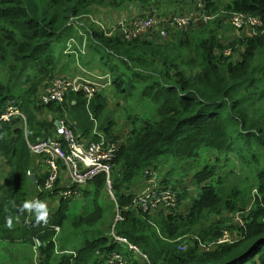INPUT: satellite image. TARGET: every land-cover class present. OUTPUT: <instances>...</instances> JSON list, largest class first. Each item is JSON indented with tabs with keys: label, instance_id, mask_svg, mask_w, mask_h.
<instances>
[{
	"label": "trees",
	"instance_id": "trees-1",
	"mask_svg": "<svg viewBox=\"0 0 264 264\" xmlns=\"http://www.w3.org/2000/svg\"><path fill=\"white\" fill-rule=\"evenodd\" d=\"M202 1L214 18L163 41L156 31L133 40L118 32L108 35L112 25L97 24L96 7L136 4L142 17L161 15L156 11L167 4L185 8L190 2L193 8L197 0H0V114L7 101H13L26 116L25 129L19 118L0 121V241L12 245L26 241L33 246V237H38L41 246L31 264H86L97 251L103 255L120 251L126 264H147L125 246L111 242V221L105 220V210L97 202L106 191L104 174L84 189L85 195L94 194L93 206L81 213L69 214L70 199L48 209L46 223H37L32 216L27 224L28 214L17 211L44 180L32 183L29 177L34 156L25 131L29 140L50 138L58 119L72 122L77 134L86 138L94 128L93 117L97 130L112 141L120 138L106 87L89 101L81 91L70 89L60 103L38 101L40 90L63 76L57 67L59 54L83 58V40L110 75L129 123L110 171L111 190L123 217L115 224L117 233L137 244L150 264H264V0ZM234 13L256 17L261 25L237 30H245V35L230 42L217 27L232 30ZM75 19L82 21V30L67 35ZM70 38H75L73 52L65 53ZM228 49L230 54L225 53ZM258 101H263L260 111L254 108ZM204 152L237 157L255 179L253 202L229 242L212 243L233 225H225L223 213L236 210L240 190L235 185L205 184L215 174L213 167L192 174L191 183L200 190L192 197L186 196L181 180L162 181L175 193V209L142 213L131 205L145 169L158 170L159 161L197 162ZM37 195L39 200L55 197L50 192ZM51 226L70 233L63 236L71 240L75 255L55 254ZM188 233L189 244L179 250L178 238ZM73 235L84 236L78 247L71 244ZM201 242L212 244L204 248ZM94 260L96 264L97 257Z\"/></svg>",
	"mask_w": 264,
	"mask_h": 264
},
{
	"label": "built area",
	"instance_id": "built-area-1",
	"mask_svg": "<svg viewBox=\"0 0 264 264\" xmlns=\"http://www.w3.org/2000/svg\"><path fill=\"white\" fill-rule=\"evenodd\" d=\"M213 18L214 15L212 12L205 9V3L202 0H197L192 10L185 13L171 15L148 14L142 17L118 21L107 29V34L111 35L118 32L124 39L133 40L156 31L159 38H164L170 30L176 32L187 31L195 23L207 22ZM75 21L78 20L75 19L73 25L77 26L74 24ZM231 22L237 30L244 27H257L261 25L258 18L251 16L246 18L244 15L238 13L232 15ZM97 24L102 26L100 22H97ZM79 33L83 35V38L85 37L83 31L80 30ZM74 40L75 38L68 40L67 47L64 51L65 53L73 52L70 47ZM83 42L85 43V40ZM84 43L81 44V52L85 48ZM109 83L110 77L107 73L100 76L97 80L59 76L51 81L45 92L39 97V100L43 104L60 103L63 101L65 93L70 89L73 91H81L85 95L86 100L89 101L93 94ZM12 118H19L20 123L24 125V129L26 128L25 114L13 101H7L4 111L0 114V121H10ZM93 121L94 128L90 136L86 138L80 137L76 132L74 124L66 120H60L61 125L57 127L59 135L56 137L29 140L27 138V132L25 131L29 151L33 156L42 158L47 172L43 183L36 185V194L31 196L30 199H39L38 192H50L54 194L55 201L73 200L80 190H83L86 184L96 176L104 174L106 178V191L111 199L116 202L111 190L110 171L112 169L113 159L120 149L122 141L108 139L106 134L97 130L96 121ZM60 168L63 169L64 176H60ZM30 174L33 173L31 172ZM131 205L138 212L151 213L160 208L167 210L175 209L177 207V200L175 193L168 186L164 185L158 178L155 170L145 169L143 171L142 188L133 194ZM31 219L32 216L27 215L25 222L28 224ZM121 219L123 217L118 210L108 233L111 242L125 246L127 251L136 259L150 264L147 254L137 244L130 242L126 236L118 234L115 230L116 222ZM51 228L55 231V235L52 238L55 243V254L70 253L75 255L74 250L57 249L56 237L60 232V227L51 226ZM229 241H231V238L228 233L224 232L218 240L212 243L218 244ZM32 242L33 251L37 254L38 248L41 246V241L38 237H33ZM212 243L201 242L200 246L207 248V245H211ZM184 247L185 244L181 243L179 250H184ZM95 255L97 257L96 264H126V257L120 251H113L107 255H103L100 251H97Z\"/></svg>",
	"mask_w": 264,
	"mask_h": 264
},
{
	"label": "rangeland",
	"instance_id": "rangeland-1",
	"mask_svg": "<svg viewBox=\"0 0 264 264\" xmlns=\"http://www.w3.org/2000/svg\"><path fill=\"white\" fill-rule=\"evenodd\" d=\"M222 2L228 1V0H220ZM99 8V10H103V9H107V10H112L115 11L117 13V15H120V11L119 9H114L112 8V5H108V6H99L96 7ZM122 9V8H121ZM174 12L171 13H183L184 10H173ZM164 12H159V14H163ZM139 15V14H138ZM136 15V16H138ZM135 16V17H136ZM82 22V21H81ZM200 23V22H199ZM195 23L191 29H189L188 31L190 32L191 30L195 29L196 27ZM104 27V26H103ZM233 29L229 30L230 36H232V39H229V41L231 42L234 39H239L242 38L245 35V30L243 31H237V29L233 26ZM217 30H220L219 32L222 31V33H225V37L229 36L228 31L226 29L217 27ZM173 31H168L167 35L164 38H159L163 41H167L168 39H170L171 36H175L177 35V32H173ZM181 32L179 31V34ZM143 38H145V36H142ZM156 37V36H154ZM153 37V38H154ZM84 52L86 53V51H88L87 48L83 49ZM226 54H230L231 51L228 49L225 51ZM63 55L59 54V60L62 58ZM239 57L236 56L234 58V60H238ZM79 61H83V58H81V55L79 54ZM105 70V69H103ZM106 71V70H105ZM107 73V72H106ZM108 74V73H107ZM109 75V74H108ZM110 77V75H109ZM107 89V93H108V97L110 98V105H109V109H110V113H112L114 120L118 123L116 126V132L119 133L120 131V138L119 140L123 141L126 139L127 136V132L129 130V123H126L127 121L124 118L123 115V111L121 110L123 107L124 102L121 100V98L119 97V95L116 94L115 90L112 87V84H108L105 86ZM46 87H43L40 92H39V96H38V101H39V97L45 92ZM119 101V103L117 105H115V102ZM262 102L263 101H258L257 104L254 106V108L256 110H262ZM47 115V114H46ZM50 116L53 117V114L50 113ZM92 120H95L93 117H91ZM97 122V121H96ZM109 139V138H108ZM158 165V170H155L158 178L163 181L164 179L167 181H174V180H181L182 182H184L185 186L187 187V195L188 197H192L195 195H198V192L200 191L196 185L192 184V174L195 173L197 170H201L202 168H204L205 166H210L214 168V176L212 178H209V180L205 183L207 185H212L215 184L214 186H226L228 188H230L232 185H235L239 188L240 190V194L238 196V198L236 199V205L235 208L236 210L234 211H224V217L226 218L225 221V225H230L233 224L231 226V228L233 229L231 231L230 230H225L223 232L228 233L229 237H231V235L237 233V231H234L235 228H238L239 226H241V224L243 223V214H247V211L249 209V207L251 206L252 202H253V197L255 195V179L253 176V172L251 171V169H249L246 165H243L241 160L238 159L237 157L234 158L232 156H230L229 154H221V153H210V152H204L201 155V158L199 159V161L197 162H189V161H184L181 163H172L169 161H159L157 163ZM47 174V172H46ZM59 174L60 176H64V171L63 169L60 168L59 170ZM46 176V175H45ZM142 178V177H141ZM140 180V179H139ZM92 182V181H90ZM88 183L85 185V187L83 188V190H80V192L77 194V196L75 197V199L73 198V200H70L69 203V214H78L81 213L85 210L90 209L93 206V202L92 199L94 197V194H92V192H90L88 195H85L83 193L85 188H90V185H92L91 183ZM164 183V182H163ZM183 185V186H184ZM196 187V188H195ZM201 187V186H200ZM138 190V189H137ZM137 192V191H136ZM50 201L49 204L52 203L51 201L53 199H47L46 204H48V202ZM111 201L114 202L111 197L108 195L107 191L100 193V195L97 197V202L104 208V218L107 221H111L110 225L113 223L115 215L117 213V211L119 210V208H117V205L114 202V205H111ZM56 202V206H59L62 202L61 201H55ZM112 206V207H111ZM78 230L72 232V233H76ZM195 232H192L191 234H194ZM60 236L65 235L68 236L70 233H68L67 230H64V232H62L60 230ZM88 235H92L90 233H87ZM191 236L188 234H185L183 236H180L178 238V240H181L183 244H185L186 246L189 244L190 240H191ZM69 238V237H68ZM74 240L72 241V245H74V247H78L81 242L84 240V236L80 237V236H74L73 235ZM58 239H60L58 237ZM70 240V239H68ZM60 241V240H59ZM71 241V240H70ZM26 242V241H25ZM25 249L29 250L30 245L28 243L24 244ZM73 249V248H71ZM7 250L6 248L1 251L0 250V264H10V257L11 255L7 254ZM33 252V250H32ZM25 253V252H23ZM22 253V254H23ZM33 254H35L33 252ZM64 255H68V253H63ZM35 260V257H34ZM94 258L89 259L88 264H92Z\"/></svg>",
	"mask_w": 264,
	"mask_h": 264
},
{
	"label": "crops",
	"instance_id": "crops-1",
	"mask_svg": "<svg viewBox=\"0 0 264 264\" xmlns=\"http://www.w3.org/2000/svg\"><path fill=\"white\" fill-rule=\"evenodd\" d=\"M139 9H140L139 6H137L136 4H128L127 6H124L122 9H119V11L121 13H120V15H117V13L115 11L107 10L106 8L103 10L102 9L99 10V8H98L96 10V15H97L96 17L100 20L101 23H103L106 26L107 25H113V24H115L121 20H129V19H133V18L138 17L136 15L139 14ZM176 9H179V10L184 9V12H188V11L192 10V7H191L190 2H187L185 8L181 5L178 7L177 6L169 7L167 4V5L160 6V10H158L156 12H164V13H167L164 15H169V14H174L171 12H174L173 10H176ZM74 24H76L78 26V28L81 29L80 25L82 24V22L75 21ZM77 26L74 25L73 28L67 32V35L75 36V33L78 32ZM173 32H176V31H173ZM228 34H229L230 39H232V36H230L229 31H228ZM224 35H225V33H224ZM173 38H175V37H173ZM82 57H83V61H79L78 58L75 59L71 55H65L64 54L62 56V58L59 60V63L57 64V67L59 68V74L63 75V76H68L70 78L82 77V78L88 79V80H97L100 78V76H102L106 73V71L103 70L102 66L99 64L97 57L96 56L93 57L92 53L89 50L86 51V53H84ZM49 118L51 119L52 116H50ZM55 120H58V119H55ZM76 132H77V129H76ZM51 134H52V137H56L59 135V130H58L57 126H55V128H53V129H51ZM32 173L34 174L35 180H37V181H39L38 180L39 178H43V177L45 178L46 167H45L44 161L42 160L41 157H35L34 156ZM142 185H143V178L140 179L138 191L142 188ZM41 201L46 202L47 200L43 199ZM49 203H50V201L47 204V209L53 210L57 207L55 199H53L51 201L52 206ZM58 237L60 239H58ZM56 238H57V249L58 250H62L60 248L61 244L63 246L62 247L63 249L71 250V248H73L70 246V240L65 238L63 235L60 236V234H58V236ZM25 243H27V242H22L19 244L14 243V245H12L10 243L0 241V250L2 251L3 248L4 249L6 248V250L8 251L7 254L11 255L10 264H31V263H35L34 256H33L34 251L32 252L33 246L30 245L29 250H27L24 247ZM23 252H25V253L22 254ZM56 255H61V254H56ZM36 256H35V258H36ZM94 258H95V256H94ZM94 261L95 260H93L92 264H94ZM86 264H88V262Z\"/></svg>",
	"mask_w": 264,
	"mask_h": 264
},
{
	"label": "clouds",
	"instance_id": "clouds-1",
	"mask_svg": "<svg viewBox=\"0 0 264 264\" xmlns=\"http://www.w3.org/2000/svg\"><path fill=\"white\" fill-rule=\"evenodd\" d=\"M17 211L21 214L27 213L30 216H34L37 223L47 222L48 209L47 204L39 199H30L24 201L18 208ZM9 226L11 221L9 220ZM38 253V252H37ZM37 255V254H36Z\"/></svg>",
	"mask_w": 264,
	"mask_h": 264
},
{
	"label": "water",
	"instance_id": "water-1",
	"mask_svg": "<svg viewBox=\"0 0 264 264\" xmlns=\"http://www.w3.org/2000/svg\"><path fill=\"white\" fill-rule=\"evenodd\" d=\"M54 125L59 127L61 125V122L59 120H55ZM29 177L31 179V182L34 183L35 182V176L33 174H30Z\"/></svg>",
	"mask_w": 264,
	"mask_h": 264
}]
</instances>
